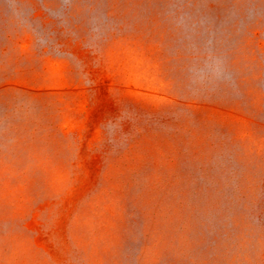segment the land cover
<instances>
[{"label":"rangeland","instance_id":"374dc122","mask_svg":"<svg viewBox=\"0 0 264 264\" xmlns=\"http://www.w3.org/2000/svg\"><path fill=\"white\" fill-rule=\"evenodd\" d=\"M0 264H264V0H0Z\"/></svg>","mask_w":264,"mask_h":264}]
</instances>
